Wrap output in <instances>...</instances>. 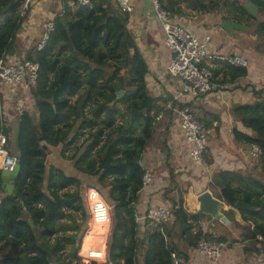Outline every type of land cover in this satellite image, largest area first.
Here are the masks:
<instances>
[{"label": "trees", "instance_id": "obj_1", "mask_svg": "<svg viewBox=\"0 0 264 264\" xmlns=\"http://www.w3.org/2000/svg\"><path fill=\"white\" fill-rule=\"evenodd\" d=\"M189 1L192 9L202 12L220 11L224 2ZM250 1L264 12V0ZM24 2L0 0V58L15 48L28 16H21ZM63 2V16L56 17L55 29L44 48L38 51L34 47L26 55L40 64L38 83L32 90L38 114L24 112L19 121L16 156L20 170L13 193L8 194L1 186L0 264H80L82 256L92 257L84 264H173L171 253L180 252L171 241L175 229L170 225H180V234L195 244L194 222L207 215L200 210L187 213L181 195L178 202H172L174 219L163 225L164 232L158 228L148 232L147 237L140 236L137 206L146 172L143 154L155 133L156 117L167 110L168 100L149 91V67L128 27L130 13L113 0H92V7L77 6L69 17L68 1ZM161 3L165 9H173L163 0ZM230 5L235 21L248 27L255 25L257 46L264 47V21H258L237 0ZM221 63L226 64L232 81L248 75L247 68ZM121 90L127 92L118 97ZM255 94L254 103L233 108L239 122L233 136L237 143L261 146L264 165V86ZM120 102L126 111L118 106ZM6 132L8 137L12 133L8 123ZM86 133L87 137L78 143ZM10 144L8 140L9 150ZM60 144L64 145L63 155L74 146L69 159L78 172L97 177L101 187L107 188L103 195L113 207L111 215L98 191L104 202L100 227L106 220L112 224L105 260L96 259L102 258L106 242L87 246L88 237L99 238L98 229L91 228L84 240L80 236L82 227L76 216H87L82 180L47 165L50 147ZM204 157L207 162L208 148ZM214 180L213 184L227 187L236 200L255 208L239 211L244 236L256 239L261 235L264 239V181L236 171L220 172ZM143 221L149 224V220Z\"/></svg>", "mask_w": 264, "mask_h": 264}, {"label": "crops", "instance_id": "obj_2", "mask_svg": "<svg viewBox=\"0 0 264 264\" xmlns=\"http://www.w3.org/2000/svg\"><path fill=\"white\" fill-rule=\"evenodd\" d=\"M233 1L235 0H224L220 11L202 12L192 9L189 0H163L165 5L173 7L170 12L178 23L189 28L200 38L210 36L209 44L212 50L227 56H243L249 60L250 67L247 76L232 81L225 63H210L217 85L215 89L199 98L183 95L179 102L174 101L176 104L191 107L204 123L209 124L207 128L210 130L208 143L210 157L203 168L196 166L189 156L190 146L183 135L176 113L167 107V110L161 112L163 117L156 122L155 133L142 160L146 169L152 171L153 180L149 186L141 190L137 213L140 236L143 238L152 229L151 225L140 220V216L145 215L149 207L173 206L172 202H178L183 195L187 213L193 210L197 212L200 210L199 195L209 191L214 198L219 200L221 212L226 218L225 221L214 218L216 228L213 232L217 238H224L223 242L226 244L221 257L222 263L264 264V245L256 239L244 236L245 227L239 210L237 212L229 211L230 208H234V204L230 205L223 200L220 196L222 187L213 184L215 177L223 171H236L258 180L261 178L264 181V165L261 161L253 160L249 156L250 145L237 143L233 136V129L239 123L233 114V108L238 105L254 103L257 100L255 90L264 86V54L256 46L258 35L251 29L254 26L246 25L247 30L238 31L235 29L233 32H229L223 27L225 20L235 21L230 7ZM237 1L241 4L239 0ZM247 1L249 2V0ZM33 2L19 31L15 48L10 53L14 61L26 58L27 53L41 39L43 22L50 18L63 16L66 5L62 0H34ZM203 2L208 4L209 0H203ZM246 2L241 5L245 6L248 3ZM67 4L70 7L69 17H72V13L76 12V6L69 2ZM132 5L133 11L130 13L128 27L149 67L147 74L149 91L156 97L170 102L171 98L180 92L182 83L173 80L167 74V66L171 60L172 52L165 44L164 31L155 16L151 0H132ZM3 95L7 121L12 126V133L8 139L11 142V150L6 148L16 156L18 146L13 147L12 142L16 140L17 143L20 121L18 112L23 109L36 116L38 112L32 92L29 94L20 92L19 96H15L5 87ZM164 118L166 119L162 121ZM233 143L235 147L230 148L229 144ZM3 196L4 194L0 191V201ZM227 213L229 214L227 215ZM206 215L207 217L194 222V228L198 227L200 222L213 219L210 214ZM176 227L170 225V229H175L171 241L177 245L179 254L185 257V264H208L196 254L194 244H190L180 234L181 226ZM231 227L235 229L234 234L230 233L229 228ZM107 243L108 241L106 247ZM106 247L102 258L96 260L106 259Z\"/></svg>", "mask_w": 264, "mask_h": 264}, {"label": "built area", "instance_id": "obj_3", "mask_svg": "<svg viewBox=\"0 0 264 264\" xmlns=\"http://www.w3.org/2000/svg\"><path fill=\"white\" fill-rule=\"evenodd\" d=\"M34 0H25L21 8V16L28 15L31 3ZM72 3L78 7H92V0H62ZM119 7L127 12L133 11L132 0H113ZM155 16L164 31L165 44L172 52L171 60L167 66V74L182 83V88L168 102L167 109L176 113L180 122V127L190 148L189 156L192 162L201 168L206 166L204 157L210 141V130L206 124L199 120L193 109L189 106L180 108L179 102L181 96H190L199 98L207 95L217 86L214 80V73L210 63L215 61L228 62L236 67L249 69L250 62L243 56H227L212 50L209 41L210 36L200 38L189 28L178 23L169 10L165 9L161 0H151ZM56 18H50L43 22V34L40 41L35 46L38 51L46 45L51 32L55 29ZM40 64L32 59L23 58L14 61L9 52H4L0 58V171H13L19 163L18 157L11 154L6 148L8 142L7 112L4 104V88L7 87L12 94L19 96L20 92L31 93L37 85L39 79ZM23 97V96H22ZM24 110L18 112L19 120L24 114ZM163 113L157 115L156 120H161ZM263 150L258 144H251L249 147V156L253 160L261 161ZM153 180V173L146 169L143 176V188L149 186ZM2 181L0 178V190ZM174 219L173 206H152L149 207L145 215L140 216V220H149L152 226L151 232L160 228L163 233V225L170 223ZM216 228V220L210 219L200 222L199 226L193 228L192 233L197 236L194 249L197 255L202 257L208 264H223L222 255L225 243L220 241L213 230ZM256 240L263 242L261 235H257ZM263 244V243H262ZM264 245V244H263ZM173 264H185V257L177 252L171 253Z\"/></svg>", "mask_w": 264, "mask_h": 264}, {"label": "rangeland", "instance_id": "obj_4", "mask_svg": "<svg viewBox=\"0 0 264 264\" xmlns=\"http://www.w3.org/2000/svg\"><path fill=\"white\" fill-rule=\"evenodd\" d=\"M239 1L242 4V3L246 2L247 0H239ZM33 3H32V5H33ZM77 9L78 8L76 6L75 10H77ZM255 16H256L258 21H264V12H260V13L258 12ZM253 26L254 27H251L252 31L257 32L256 28H255V25H253ZM255 38H256V36H255ZM254 42L255 41H253V44L256 43V46H257L259 41L257 39V41L255 43ZM260 49L263 52L262 54H264V47H262ZM256 50L258 51L257 47H256ZM126 92H127V90L124 92L123 96L126 94ZM75 99H76V97L73 98V101H75ZM117 104L123 111H126V106H125V104L123 102H120V103H117ZM165 119L166 118H164L162 121H164ZM118 121L121 122L122 121V117H119ZM86 137H87V133L83 137H80V139L78 140V143H81ZM78 143H76V144H78ZM12 146L13 147L17 146L16 140L14 142H12ZM63 146L64 145L60 144L57 147H50V152L48 153L47 165L49 167L55 166L57 168H61V169L64 170V172L66 174L78 176L82 180L83 188H82L81 192L83 193V196H84V201H85V205H86V209H87V216L83 217V215H81V214H77V216H76L78 222H80L81 227H82L81 232H80L81 239L83 238V240H84V237L86 236L88 231L91 228L95 227L99 231V235H98L99 238L90 239V237H88L89 243H88L87 246H90L92 244H104V242H107L109 240V238H110V232L109 231H111L112 224H111L110 221L106 220L105 225L100 227V218H101L102 208L104 206V202H103L102 198L100 197L98 191L104 197V199H105V201H106V203H107V205L109 207V212H110V215H111L113 207L110 204V202L107 201L105 195H103V194L107 193V188L101 187V185L98 182V178L97 177H92V176H89V175L82 174V173L78 172L74 168L72 161L69 159V157L74 152V146L70 147V149H68L64 153V155L62 153L63 152V148H64ZM229 147L233 148V147H235V144L234 143L233 144H229ZM259 180L263 181L261 178ZM188 209H189V207H188ZM65 221L66 222H70L68 218H66ZM229 229H230V233L231 234L235 233L234 227H231ZM83 240L81 242V247H82ZM54 241H55V237L50 239V243L51 244L54 243ZM91 258L92 257L84 258V256H82V260H81L80 264L88 263V261Z\"/></svg>", "mask_w": 264, "mask_h": 264}, {"label": "water", "instance_id": "obj_5", "mask_svg": "<svg viewBox=\"0 0 264 264\" xmlns=\"http://www.w3.org/2000/svg\"><path fill=\"white\" fill-rule=\"evenodd\" d=\"M245 7L247 10L253 14L256 15L258 11H262V7H259L252 1H249L247 4H245ZM223 27L229 32H233L235 29L237 30H247V26L243 25L239 22L233 21V20H225L223 22ZM124 94V91H118L117 96L122 97ZM20 170V164L18 163L13 171H7L2 170L0 171V178L2 181V185L4 189L8 192V194L13 193L14 189V180L18 175V172ZM222 194L224 195V198L234 204V208H230L229 211L237 212L238 210H254L255 208L241 200H236L234 194L227 188H222ZM199 208L202 213L210 214L213 216V218L221 219L222 221H225L226 218L223 216L221 212V207L219 205V200L213 197L212 193L209 191L202 192V194L199 195Z\"/></svg>", "mask_w": 264, "mask_h": 264}, {"label": "flooded vegetation", "instance_id": "obj_6", "mask_svg": "<svg viewBox=\"0 0 264 264\" xmlns=\"http://www.w3.org/2000/svg\"><path fill=\"white\" fill-rule=\"evenodd\" d=\"M224 199H225V198H224ZM224 199H223V200H224ZM225 201H226V200H225Z\"/></svg>", "mask_w": 264, "mask_h": 264}, {"label": "bare ground", "instance_id": "obj_7", "mask_svg": "<svg viewBox=\"0 0 264 264\" xmlns=\"http://www.w3.org/2000/svg\"><path fill=\"white\" fill-rule=\"evenodd\" d=\"M0 160H1V158H0Z\"/></svg>", "mask_w": 264, "mask_h": 264}]
</instances>
